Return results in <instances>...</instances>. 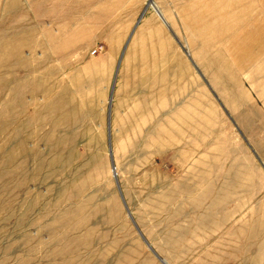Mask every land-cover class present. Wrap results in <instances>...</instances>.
I'll use <instances>...</instances> for the list:
<instances>
[{
  "label": "rangeland",
  "instance_id": "374dc122",
  "mask_svg": "<svg viewBox=\"0 0 264 264\" xmlns=\"http://www.w3.org/2000/svg\"><path fill=\"white\" fill-rule=\"evenodd\" d=\"M260 44L264 0H0V264H264Z\"/></svg>",
  "mask_w": 264,
  "mask_h": 264
},
{
  "label": "crops",
  "instance_id": "0c3cea01",
  "mask_svg": "<svg viewBox=\"0 0 264 264\" xmlns=\"http://www.w3.org/2000/svg\"><path fill=\"white\" fill-rule=\"evenodd\" d=\"M258 55H259L258 58H256L255 56H254V58L259 60L260 79H261V83H264L263 82V79H264V44H260ZM256 98L261 101V103L259 104L258 107L261 110H263L264 109V89L263 88H261V90H260V96H256ZM262 115L264 116V113ZM261 125H264L263 120L261 121Z\"/></svg>",
  "mask_w": 264,
  "mask_h": 264
},
{
  "label": "water",
  "instance_id": "95a60500",
  "mask_svg": "<svg viewBox=\"0 0 264 264\" xmlns=\"http://www.w3.org/2000/svg\"><path fill=\"white\" fill-rule=\"evenodd\" d=\"M127 213H128V212H127ZM128 216H130L129 213H128ZM139 235H141V234L139 233ZM145 242H146V241H145ZM146 244H147V243H146ZM147 246H148V248H149L150 250H152L151 247H150V245L147 244ZM161 262H163V261H161ZM163 263H164V262H163Z\"/></svg>",
  "mask_w": 264,
  "mask_h": 264
},
{
  "label": "built area",
  "instance_id": "2783aa9c",
  "mask_svg": "<svg viewBox=\"0 0 264 264\" xmlns=\"http://www.w3.org/2000/svg\"><path fill=\"white\" fill-rule=\"evenodd\" d=\"M97 52V50H94L93 54H95Z\"/></svg>",
  "mask_w": 264,
  "mask_h": 264
}]
</instances>
